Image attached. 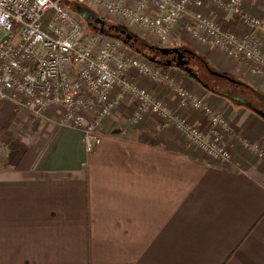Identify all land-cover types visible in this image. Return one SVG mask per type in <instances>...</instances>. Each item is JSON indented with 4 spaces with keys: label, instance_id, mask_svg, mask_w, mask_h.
<instances>
[{
    "label": "crops",
    "instance_id": "crops-1",
    "mask_svg": "<svg viewBox=\"0 0 264 264\" xmlns=\"http://www.w3.org/2000/svg\"><path fill=\"white\" fill-rule=\"evenodd\" d=\"M204 9L216 23L246 30L218 5ZM242 10L261 19L257 35L264 49V0H245ZM172 47L228 74L238 83L229 82L234 89L264 95V81L246 66L201 47L185 31ZM174 73L228 118V160H211L173 128L159 129L153 116L131 124L130 102L101 122L100 143L90 152L79 131L56 125L55 112L30 120L11 101L0 103V128L7 126L24 147L20 156L14 145L0 149V264H264V156L253 149L260 144L264 150V121L249 107L202 89L182 70ZM136 79L208 130L170 90Z\"/></svg>",
    "mask_w": 264,
    "mask_h": 264
},
{
    "label": "built area",
    "instance_id": "built-area-1",
    "mask_svg": "<svg viewBox=\"0 0 264 264\" xmlns=\"http://www.w3.org/2000/svg\"><path fill=\"white\" fill-rule=\"evenodd\" d=\"M75 1L103 9L115 21L154 37L161 48L172 47L183 30L201 47L246 66L264 81V49L257 35L262 21L243 12L245 0ZM208 5L237 16L246 30L223 28L204 13ZM170 68L164 72L131 52L120 39L86 33L84 20L60 0H0V103L11 101L33 118L50 119L55 112L56 125L79 131L87 152L100 143L101 122L130 96L136 100L132 124L151 115L159 129L173 128L211 160L229 159L223 138L231 131L225 117L179 83ZM138 76L170 90L179 107L200 112L209 131L172 111L139 85ZM253 149L264 156L262 147Z\"/></svg>",
    "mask_w": 264,
    "mask_h": 264
},
{
    "label": "water",
    "instance_id": "water-1",
    "mask_svg": "<svg viewBox=\"0 0 264 264\" xmlns=\"http://www.w3.org/2000/svg\"><path fill=\"white\" fill-rule=\"evenodd\" d=\"M75 13L78 14L85 22H87V24L89 26L93 25V29L95 31H98L100 34H103L106 36H111L107 33V31L113 30L114 32L118 33L115 38L120 39L122 41V43H124V44H125L126 40L130 41L131 39H133L134 42L136 41V38L130 37L126 33L125 30H121L117 26L111 25V26L106 28V21L102 17H100V18L96 17L92 11H84L81 8H76ZM158 51L161 53L162 56H168V55L173 54L178 59H181L182 57H184V55H188V56L194 55L193 52H191L189 50H186V49L180 50L179 48H158ZM191 57H194V56H191ZM153 61H154L153 58L149 59V62L152 63ZM180 64H183V63H180ZM180 64L175 63L172 65L171 63L167 62L166 64H163V65H165L167 67L175 66L176 68L183 70L187 75L191 76L193 79H196L197 81L200 82L197 75L195 73H193L189 67L182 68V65H180ZM211 75L216 76L217 78L224 79L230 83L238 84L235 80L231 79L230 77L225 76V75L218 73L216 71H211ZM201 85H203V87H206V85H204V84H201ZM254 95L259 101H261L264 104V95H262L260 93H255ZM226 97L229 99H233L236 102H238V103H240L246 107H249L254 114L259 116L264 121V112L259 110V109L254 108L253 106H251V104L248 103L244 98L232 97L230 95H226Z\"/></svg>",
    "mask_w": 264,
    "mask_h": 264
},
{
    "label": "rangeland",
    "instance_id": "rangeland-1",
    "mask_svg": "<svg viewBox=\"0 0 264 264\" xmlns=\"http://www.w3.org/2000/svg\"><path fill=\"white\" fill-rule=\"evenodd\" d=\"M63 4H66V5H69L70 7H74L75 5H77V3H76V1L75 0H64L63 1ZM93 9H95V10H98V12L97 11H93L92 9V11L95 13V16L96 17H102V16H104L105 18H109V21H106V22H108L109 24H111L110 23V19H114V17H112V16H110V15H108L103 9H101V8H99V7H95V8H93ZM104 17H102V18H104ZM108 20V19H107ZM115 20H117V19H115ZM113 21V22H116V23H119V22H117V21ZM112 21V20H111ZM124 26H126V24L124 25ZM126 28L128 29V31H130L131 32V30L126 26ZM84 30H85V32L86 33H96L95 31H94V29L91 27V26H89L88 24H87V22H84ZM134 32V31H133ZM133 32H131V33H133ZM136 32H134L133 34H135ZM137 34V36H138V38L137 39H142V40H144V42H148V40L149 39H147V38H149L150 37V35H148V34H139V33H136ZM143 35V36H142ZM152 39H154V37H152ZM130 41H128V43H129ZM140 43V42H139ZM132 46H134V44L133 43H130ZM153 44V43H152ZM155 45V44H154ZM158 45V44H157ZM141 46V45H140ZM131 52H132V50H131ZM134 53V52H133ZM142 58V57H141ZM164 59V58H163ZM193 63V60L191 61V66L193 67L194 66V63ZM207 63V62H206ZM207 66L211 69V71H215V70H219V69H215V67H213L212 65H209L208 63H207ZM170 69H172V70H177V71H181V69H179V68H175L174 66H171V68ZM219 71H221V70H219ZM201 72V71H200ZM224 72V71H223ZM185 73V72H184ZM228 75V74H227ZM200 76H201V78H202V80L203 81H206L207 83H209L212 87H214L215 89L217 88V89H223V91H225V89H228L229 91H230V93H232V94H240L241 93V88L240 89H234L233 87L234 86H231L228 82H226V81H224V79H221V78H217L216 76H213V75H211V74H207V73H205V72H203V73H201L200 74ZM230 76V75H229ZM187 89H189L196 97H198L199 99H201V100H203L202 99V97L201 96H199L196 92H195V90H194V87H196V86H187V85H184ZM251 88V87H250ZM245 94H246V98L248 99V100H250L252 103H253V106H255L256 107V109H259V110H261V111H263L264 112V107H259L258 105H257V103H256V100H255V98H253V96L251 95V93H249V91H245L244 92ZM127 99H128V102H130V104L133 106V110L135 109V106H136V100L133 98V97H127ZM204 102H206L207 103V101L206 100H203ZM168 106V105H167ZM169 107V106H168ZM212 107V106H211ZM213 108V107H212ZM189 110H193V111H196L195 109H193V108H188ZM214 109V108H213ZM133 110H132V113H133ZM218 114H220L222 117H223V114H221L220 112H218L216 109H214ZM22 112V114H23V117L24 118H28V119H32V117L29 115V113H27V112H23V111H21ZM196 112H198V111H196ZM132 113H131V115H132ZM199 114H200V116H201V118L204 120V121H206V118H204L203 116H202V114L200 113V112H198ZM148 115V114H147ZM146 115V116H147ZM90 116V117H89ZM89 116H87V119H89V120H91L92 118V113H90L89 114ZM145 116V117H146ZM151 116V115H150ZM131 117V116H130ZM154 118V117H153ZM143 119H144V117H143ZM142 119V120H143ZM155 119V118H154ZM225 119H226V121L228 122V124H229V120H228V118H226L225 117ZM131 123V122H130ZM132 124V123H131ZM208 125V124H207ZM21 128V127H20ZM208 130L207 131H209V128H210V126L208 125ZM22 130V129H21ZM229 130H230V128H229ZM207 131H205V132H207ZM258 145H260V144H258Z\"/></svg>",
    "mask_w": 264,
    "mask_h": 264
},
{
    "label": "trees",
    "instance_id": "trees-1",
    "mask_svg": "<svg viewBox=\"0 0 264 264\" xmlns=\"http://www.w3.org/2000/svg\"><path fill=\"white\" fill-rule=\"evenodd\" d=\"M63 1L64 0H60V4L66 8V9H69V10H72V11H75L76 8H81L82 10L84 11H92L88 6L86 5H81V4H78L77 2V5H75L74 7H70L69 5H66V4H63ZM106 21V20H105ZM85 22V21H84ZM111 23V22H110ZM229 24V23H228ZM228 24H224L223 28L227 29L229 26ZM111 25H114V26H117L119 29L121 30H125L126 33L132 37V38H136V41L134 42L133 39L130 40V42L128 43V40H126L125 42V46L132 52H134L137 56L139 57H142L143 59H146L149 61L150 58H153L154 61L152 62L153 65H156V66H159L164 72H166L170 67H167L161 63H158L159 60L163 59L164 57H162L161 53L158 51V48H161L160 46H157V45H154L153 42L149 41L146 43L144 42V40L142 39H137L138 36L137 34H133L131 33L130 31H128V29L126 28V26L122 25V24H109L108 22H106V27H109ZM93 28V26H91ZM106 29V28H105ZM95 31V30H94ZM95 32H98V31H95ZM107 33L111 36H108V37H116V35L118 33L114 32L113 30L111 31H107ZM106 36V35H105ZM140 42V43H139ZM130 43H133L134 46H132ZM153 43V44H152ZM141 45V46H140ZM168 48H173V47H168ZM223 75H227V74H223ZM188 76V75H187ZM190 77V76H189ZM192 78V77H190ZM226 81V80H224ZM227 82V81H226ZM229 83V82H228ZM7 126H4V127H1L0 128V144H4V145H14L16 147V155H19L21 154L20 151H23L24 147H20V145L18 144V142L12 138L9 134H8V130H7Z\"/></svg>",
    "mask_w": 264,
    "mask_h": 264
},
{
    "label": "flooded vegetation",
    "instance_id": "flooded-vegetation-1",
    "mask_svg": "<svg viewBox=\"0 0 264 264\" xmlns=\"http://www.w3.org/2000/svg\"><path fill=\"white\" fill-rule=\"evenodd\" d=\"M91 26H93V25H91ZM179 49L180 50H184L181 47H179ZM191 56H194V57H191ZM191 56L184 55V57H182L181 59H178L175 55L171 54V55H168V56H162V57H164V59L159 60V63L166 64L167 62H169L172 65L175 64V63H179V64L180 63H183V64H180V65H182V68L189 67L192 70V72L197 75V77H198V79L200 80L201 83L199 81H197L196 79L190 78L191 76L189 77V75H188V77L191 79V81L195 82L202 89H206L209 92L211 91V92L217 93L219 95H222L224 97H226V95H230V96L233 95L232 93H230V91L228 89H225V91H223V89H217L216 88L217 89L216 90L209 83H207L206 81H203L202 78H201V76H200V74L203 73V72H205L207 74H211V69L207 66V63L205 61H202V59H201L200 56H197V55H191ZM192 60H193V63H194V66L193 67L191 66V61ZM183 73H184V71H183ZM201 84L206 85V87H203V85H201ZM230 85L231 86H234L232 84H230ZM234 87H236V86H234ZM240 88L242 89V92L240 94H237V95L235 94L238 98H244L248 103H250L253 106V103L246 98V94L244 93L245 91H249V93H251V95L253 96V98H255L257 105L258 106L260 105L259 107H264V104L255 97L254 94L256 92L254 90H252L251 88L244 87V86H242ZM232 97H234V95ZM231 100H233V99H231ZM233 101H235V100H233Z\"/></svg>",
    "mask_w": 264,
    "mask_h": 264
}]
</instances>
